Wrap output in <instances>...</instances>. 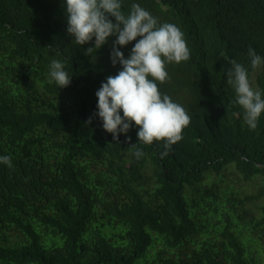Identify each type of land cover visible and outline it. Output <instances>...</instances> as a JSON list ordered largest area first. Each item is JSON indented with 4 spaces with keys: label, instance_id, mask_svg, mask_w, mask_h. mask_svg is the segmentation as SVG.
Instances as JSON below:
<instances>
[{
    "label": "trees",
    "instance_id": "16d2710c",
    "mask_svg": "<svg viewBox=\"0 0 264 264\" xmlns=\"http://www.w3.org/2000/svg\"><path fill=\"white\" fill-rule=\"evenodd\" d=\"M133 3L177 25L190 49L159 85L191 116L163 158L134 124L114 141L95 115V92L121 70L114 36L86 55L94 40L67 33L66 0H0V156L13 165L0 163V264H264V113L250 130L227 83L235 59L264 96V65L247 55L264 57V0L122 10ZM135 42L117 46L125 58ZM53 59L67 87L50 83Z\"/></svg>",
    "mask_w": 264,
    "mask_h": 264
},
{
    "label": "clouds",
    "instance_id": "9594fccd",
    "mask_svg": "<svg viewBox=\"0 0 264 264\" xmlns=\"http://www.w3.org/2000/svg\"><path fill=\"white\" fill-rule=\"evenodd\" d=\"M123 0H66L65 15L67 33L78 45L94 40L85 49L86 55L95 54L110 37L112 42L110 60L121 70L109 75L95 92L97 115L103 129L118 141L120 133H128L138 127L137 140L144 145L162 142L161 158L167 156L172 146L183 139V131L191 124L187 109L160 91L159 85L170 80L167 66L190 59V49L184 33L175 24L160 23L148 10L133 3L126 14L122 10ZM114 18V20H113ZM139 37V39H137ZM136 41L130 54L125 58L117 46L123 47ZM250 67L256 70L264 65V57L249 47ZM227 83L234 89V104L243 109V119L250 130H255L264 113V96L254 88L248 69L235 59L230 60ZM50 83L59 88L71 83V75L65 64L57 59L50 63ZM122 113V114H121ZM89 117L86 123L91 122ZM126 140L131 137L126 136ZM135 147V144H131ZM133 155L139 159L143 151L136 148ZM0 163L12 168L8 155L0 156Z\"/></svg>",
    "mask_w": 264,
    "mask_h": 264
},
{
    "label": "rangeland",
    "instance_id": "374dc122",
    "mask_svg": "<svg viewBox=\"0 0 264 264\" xmlns=\"http://www.w3.org/2000/svg\"><path fill=\"white\" fill-rule=\"evenodd\" d=\"M250 80H251V82L253 84V87L257 88L254 75L250 78ZM242 185H243V188H242L243 190L251 191V190L254 189V185L253 184H248V183L244 184V183H242Z\"/></svg>",
    "mask_w": 264,
    "mask_h": 264
}]
</instances>
